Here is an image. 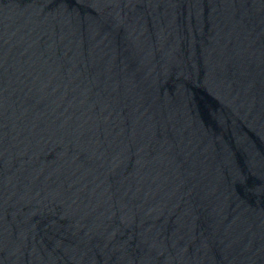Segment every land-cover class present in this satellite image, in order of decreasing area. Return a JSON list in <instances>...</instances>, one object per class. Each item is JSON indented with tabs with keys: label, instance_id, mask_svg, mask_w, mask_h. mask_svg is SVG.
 Returning <instances> with one entry per match:
<instances>
[{
	"label": "water",
	"instance_id": "obj_1",
	"mask_svg": "<svg viewBox=\"0 0 264 264\" xmlns=\"http://www.w3.org/2000/svg\"><path fill=\"white\" fill-rule=\"evenodd\" d=\"M0 264H264V0H0Z\"/></svg>",
	"mask_w": 264,
	"mask_h": 264
}]
</instances>
